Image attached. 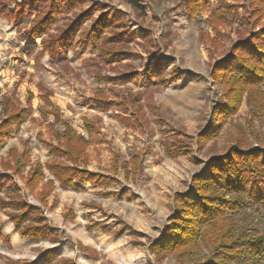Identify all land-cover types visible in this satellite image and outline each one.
<instances>
[{
    "label": "rangeland",
    "instance_id": "rangeland-1",
    "mask_svg": "<svg viewBox=\"0 0 264 264\" xmlns=\"http://www.w3.org/2000/svg\"><path fill=\"white\" fill-rule=\"evenodd\" d=\"M189 1L143 0L140 10L125 0H80L40 35L29 30L36 18L32 1H10V10L21 5L14 18L0 13V124L6 96L31 106L0 147V264H48L42 256L54 249L51 264H191L211 255L203 242L199 255L185 262L177 251L152 252L151 246L210 158L234 147L264 148V108L250 101L249 89L236 113L217 123L218 133L198 145L199 134L217 119L214 110L233 97L232 80L216 79L215 64L259 30L264 15L256 21L251 0H210L191 15ZM220 7L227 23L214 28L208 20ZM100 19L109 25L96 42ZM57 40L53 58L46 47ZM149 64L159 67L152 80ZM118 76L127 82L112 79ZM100 92L123 103L132 123L117 117V104L99 109L92 100ZM85 120L100 133L91 138L88 163L79 165L108 179L65 187L46 167L47 142L57 143L51 130L67 127L90 138ZM17 162L20 172L12 167ZM37 170L43 177L34 190L29 183ZM50 180L54 187L44 198ZM230 195L241 205L232 213L235 233L264 234V205L245 192Z\"/></svg>",
    "mask_w": 264,
    "mask_h": 264
},
{
    "label": "trees",
    "instance_id": "trees-1",
    "mask_svg": "<svg viewBox=\"0 0 264 264\" xmlns=\"http://www.w3.org/2000/svg\"><path fill=\"white\" fill-rule=\"evenodd\" d=\"M10 1L14 0H0V13L5 17L14 18L17 14L16 10L20 9L21 5H17L15 10H10L8 6ZM22 1L23 3L32 1L31 11H35L36 18L29 30L32 35H40L48 32L49 27L56 21L58 13L72 10L80 0ZM125 1L137 9L143 8V0ZM209 1L190 0L188 6L190 14L194 15L205 10ZM251 3L257 5L256 21L260 22L264 15V0H251ZM56 4H58L57 8ZM225 7L231 8L230 5ZM215 13L216 15L208 20L214 28L227 23L221 7ZM105 19L98 20L96 24L94 30L96 42L102 38V33L109 25ZM60 44L61 40H57L46 47L53 58L57 57ZM229 53L226 59L215 64L213 75L216 79L226 77L232 80L229 89L233 97L214 110L217 119L206 131L199 134V147L204 146L210 137L218 133L217 123L236 113L246 89L250 90L248 93L250 101L258 108H264V90L261 88L264 85V24L259 30L234 43ZM157 70H159L158 66L154 68L148 65L146 71L149 79H153ZM112 79L120 83L127 82L124 76ZM92 102L99 109H106L117 104L121 108L117 117L128 125L132 123L130 116H127L128 110L125 105L108 98L106 93L100 92ZM2 103L6 118L0 124V147L11 134L12 128L22 125L31 113V106L20 107L9 96H6ZM85 126L90 133L88 139L70 127H67L63 133H53L50 129L57 143L47 142L52 158L47 161L46 167L65 187L79 189L85 181L105 185L108 179L105 174L92 172L79 165L88 163L90 157L87 148L91 144V138H97L100 133L99 127L91 120H85ZM12 153L18 154L16 150H12ZM22 155L27 156L26 153ZM62 157H65L66 161L62 160ZM8 166L12 165L8 164ZM12 167H15L17 172L22 169L19 162L17 166ZM42 177L40 170L34 173L29 183L32 189L35 190L37 180ZM46 185L48 190L41 192L44 193V198L54 187L51 180ZM242 192L251 196L256 204L264 205V148L243 150L234 147L224 155L210 158L205 170L194 177L192 191L181 196L183 206L178 209L163 237L151 246L152 252L177 251L181 261L185 262L187 258L199 255L200 244L203 242L211 247V255L205 260L197 258L191 264H264V234L235 233L237 220L232 213L240 210L241 205L230 194ZM39 233L38 229L29 230L25 231L24 235L33 236ZM56 255L57 251L54 249L46 252L42 260L51 264Z\"/></svg>",
    "mask_w": 264,
    "mask_h": 264
}]
</instances>
